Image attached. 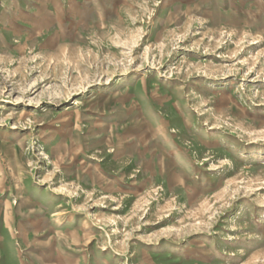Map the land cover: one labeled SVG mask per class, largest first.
Returning a JSON list of instances; mask_svg holds the SVG:
<instances>
[{
    "label": "rangeland",
    "instance_id": "rangeland-1",
    "mask_svg": "<svg viewBox=\"0 0 264 264\" xmlns=\"http://www.w3.org/2000/svg\"><path fill=\"white\" fill-rule=\"evenodd\" d=\"M0 264H264V0H0Z\"/></svg>",
    "mask_w": 264,
    "mask_h": 264
}]
</instances>
